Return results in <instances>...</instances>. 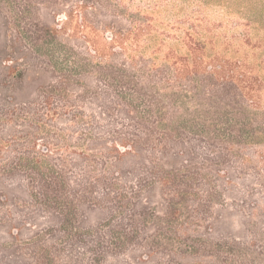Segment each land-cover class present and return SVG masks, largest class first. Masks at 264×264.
I'll return each mask as SVG.
<instances>
[{
    "label": "trees",
    "instance_id": "16d2710c",
    "mask_svg": "<svg viewBox=\"0 0 264 264\" xmlns=\"http://www.w3.org/2000/svg\"><path fill=\"white\" fill-rule=\"evenodd\" d=\"M69 1L111 35L0 0V264H263L264 0Z\"/></svg>",
    "mask_w": 264,
    "mask_h": 264
},
{
    "label": "rangeland",
    "instance_id": "374dc122",
    "mask_svg": "<svg viewBox=\"0 0 264 264\" xmlns=\"http://www.w3.org/2000/svg\"><path fill=\"white\" fill-rule=\"evenodd\" d=\"M42 1V4H39L37 7H35V4L31 0H12L15 11L21 12L20 18L22 17V25L27 30L31 29L32 33L34 34H32L33 38H38L39 34H44L41 26L38 24H44L45 22L51 24L52 26L58 25V27L62 29L61 34L66 40L72 39V36L74 37V33L76 34L78 32L77 34H82L88 31L95 41L103 43L105 35H111L109 28L106 27L108 16L102 15L100 9H91L92 12H90L88 17V26L80 25V27H77L78 23L81 22L80 12H71L72 1ZM58 15L59 18L57 19ZM31 16H33V18ZM93 27L95 29H93ZM47 79V75H44L43 73L37 71L34 67H29L24 86L18 92L19 100L23 101L26 99H32L35 95L36 87L41 82ZM7 114H2L0 117H3V119H6V117H8L12 120L11 113ZM2 124L3 123H1V126H3ZM261 164L263 163L260 162L259 166H261ZM244 182L245 184L243 185V190L247 194L253 192L264 193V180L260 178V176L255 178L251 176L245 179ZM262 208H264V203H262ZM233 218L234 221L237 222L236 228L234 230L236 234H239V232L247 231L246 226L241 222L240 217L236 216ZM260 251V248L256 251L247 250V255L252 258L255 257V259L260 260V262L264 264V253L262 254Z\"/></svg>",
    "mask_w": 264,
    "mask_h": 264
}]
</instances>
